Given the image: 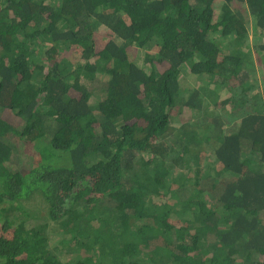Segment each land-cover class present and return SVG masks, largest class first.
I'll list each match as a JSON object with an SVG mask.
<instances>
[{"label":"trees","instance_id":"16d2710c","mask_svg":"<svg viewBox=\"0 0 264 264\" xmlns=\"http://www.w3.org/2000/svg\"><path fill=\"white\" fill-rule=\"evenodd\" d=\"M0 264H264V0H0Z\"/></svg>","mask_w":264,"mask_h":264},{"label":"rangeland","instance_id":"374dc122","mask_svg":"<svg viewBox=\"0 0 264 264\" xmlns=\"http://www.w3.org/2000/svg\"><path fill=\"white\" fill-rule=\"evenodd\" d=\"M253 39V37L251 36L250 38H249V45L251 46V44H252V40ZM186 81H189L190 83H192V84H194L195 82H196V80H195V78L194 77H192V78H189V79H187ZM260 85H262L261 83H260ZM223 115L224 116H226V114H225V112H223ZM14 162V161H13Z\"/></svg>","mask_w":264,"mask_h":264}]
</instances>
